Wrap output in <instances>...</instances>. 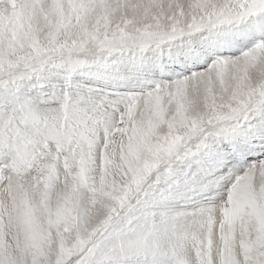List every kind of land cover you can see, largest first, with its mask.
Wrapping results in <instances>:
<instances>
[{
  "label": "snow or ice",
  "instance_id": "6c2138e0",
  "mask_svg": "<svg viewBox=\"0 0 264 264\" xmlns=\"http://www.w3.org/2000/svg\"><path fill=\"white\" fill-rule=\"evenodd\" d=\"M0 264H264V0H0Z\"/></svg>",
  "mask_w": 264,
  "mask_h": 264
}]
</instances>
